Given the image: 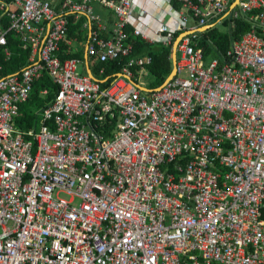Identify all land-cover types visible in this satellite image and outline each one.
I'll use <instances>...</instances> for the list:
<instances>
[{
	"label": "built area",
	"instance_id": "built-area-1",
	"mask_svg": "<svg viewBox=\"0 0 264 264\" xmlns=\"http://www.w3.org/2000/svg\"><path fill=\"white\" fill-rule=\"evenodd\" d=\"M177 1L193 31L170 82L142 90L133 68L152 57L133 54L134 0H0V55L10 32L31 49L19 70L0 62V264H264V0ZM72 14L108 33L90 32L93 61H123L107 87L59 54ZM227 16L252 28L207 60L198 29ZM133 34L173 45L176 33ZM45 72L57 90L20 128Z\"/></svg>",
	"mask_w": 264,
	"mask_h": 264
},
{
	"label": "trees",
	"instance_id": "trees-1",
	"mask_svg": "<svg viewBox=\"0 0 264 264\" xmlns=\"http://www.w3.org/2000/svg\"><path fill=\"white\" fill-rule=\"evenodd\" d=\"M176 8H181L182 5L177 0H173L172 3ZM93 8L96 13H100L107 16L109 20L114 15V11L101 6L99 3H95ZM85 18V17H83ZM114 18V17H113ZM69 37L72 38L73 42L87 41L88 34L83 27L84 19H75V15H69ZM5 20V19H4ZM212 21L211 23H213ZM222 23L229 26L230 31L224 32L218 29L216 26L210 27L205 31L199 32L200 38L198 45L203 48L204 56L208 59L211 54L226 53L231 43L237 40L241 35L252 28V24L247 20L246 17L232 18L227 16L223 18ZM5 26L7 20L4 21ZM128 30V28H127ZM128 32L130 41L134 43V55H150L152 57L151 63L147 66L151 76L150 88H157L160 86L166 77L170 74L173 69L172 62V45H164L162 43H150L142 39L139 36L133 34V30L129 29ZM182 31L175 34L174 39ZM133 34V35H132ZM8 46L12 50V56L6 60L3 55H0V62L4 66L3 74H7L16 70L21 69L28 63V59L31 53L30 48H24L21 40L13 32L8 34ZM69 47L66 43H63L60 48L59 54L63 59L68 57H78L83 60V48L74 49ZM104 68V72L100 74V69ZM123 68V61L120 60H109L103 62L91 61V69L100 79H105L102 82L103 87H107L111 84L114 79V74L120 72ZM134 72L137 73L138 69L133 68ZM108 77V78H107ZM48 88L49 94L45 97L41 95V90ZM57 90V86L52 82L51 77L48 73H43L42 77L34 82L33 90L28 101L23 103L20 108V115L16 119V124L20 128H30L35 123L37 116L33 112V105L36 107L45 106V104L54 96V92Z\"/></svg>",
	"mask_w": 264,
	"mask_h": 264
},
{
	"label": "crops",
	"instance_id": "crops-1",
	"mask_svg": "<svg viewBox=\"0 0 264 264\" xmlns=\"http://www.w3.org/2000/svg\"><path fill=\"white\" fill-rule=\"evenodd\" d=\"M173 0H134L133 7H135V16L133 17L131 23L128 25V30L131 29L133 30L135 27H140L143 32L156 37V31L157 29L162 25L166 24L169 27H171L175 33H178L181 31L179 29V20L181 16V10L180 8H176L173 4ZM100 14V13H99ZM103 17L104 23L106 25L107 29H112L114 25L115 19L113 18L114 15L112 14L111 20L107 18V16H104L100 14ZM92 26V25H91ZM189 26L193 27L194 26V20L190 19L189 20ZM85 31H87L88 36L90 35L91 31H98L101 36H107L108 33L105 32V30H98V27L96 24L93 25V27L90 28V26H85L83 25L82 27ZM133 35V34H132ZM72 39V38H71ZM159 43V42H155ZM72 48L71 50H76V49H82L83 48V60L81 67L84 68L83 70L90 74V71L93 75L98 77L96 74L92 72L91 69V61L92 58H90L87 55L86 51V41H79V42H73L72 40V45L69 46ZM94 62H97L94 60ZM90 68V71H89ZM104 71V68H101ZM100 69V70H101ZM149 71V70H148ZM149 73V72H148ZM100 74H102L100 72ZM142 73H136L135 72V78L136 80L140 83V81L137 79L139 78V75ZM99 78V77H98ZM108 78V77H107ZM100 79V78H99ZM101 80H106L101 79ZM146 87L149 88L148 85L144 84ZM38 107H36L33 112L35 114V111L37 110Z\"/></svg>",
	"mask_w": 264,
	"mask_h": 264
},
{
	"label": "water",
	"instance_id": "water-1",
	"mask_svg": "<svg viewBox=\"0 0 264 264\" xmlns=\"http://www.w3.org/2000/svg\"><path fill=\"white\" fill-rule=\"evenodd\" d=\"M237 1L238 0H234V3L237 4ZM248 20V19H247ZM249 21V20H248ZM211 25H206V26H203V27H200L198 30L199 31H205L206 29L210 28ZM193 30H186V31H183L181 32L177 37L176 39L174 40V43H173V46H172V62H173V69L172 71L170 72V74L166 77V79L163 81V83L157 87V89L161 88L162 86L166 85L168 82H170V80L174 77V75L176 74V70H177V67H176V62H177V46H178V43L179 41L181 40V38L184 36V35H187V34H190L192 33ZM89 71H90V68H89ZM90 74L93 76V74L91 73L90 71ZM140 88L142 90H149L148 87L144 86V85H141L139 84Z\"/></svg>",
	"mask_w": 264,
	"mask_h": 264
},
{
	"label": "rangeland",
	"instance_id": "rangeland-1",
	"mask_svg": "<svg viewBox=\"0 0 264 264\" xmlns=\"http://www.w3.org/2000/svg\"><path fill=\"white\" fill-rule=\"evenodd\" d=\"M215 24H216V27L218 29H220V30H222L224 32H229L230 31L229 26L223 24L221 21H217V22H215ZM216 55H217V53H214V54L209 55L210 57L207 60H210L212 57H214ZM137 79L140 81V83L146 84L148 86H151V76H150V73H146V74L142 73V74L139 75V78H137ZM32 107H33V110L36 108L35 105H33Z\"/></svg>",
	"mask_w": 264,
	"mask_h": 264
},
{
	"label": "clouds",
	"instance_id": "clouds-1",
	"mask_svg": "<svg viewBox=\"0 0 264 264\" xmlns=\"http://www.w3.org/2000/svg\"><path fill=\"white\" fill-rule=\"evenodd\" d=\"M216 26V25H215ZM211 27H213V25L211 26ZM207 30V29H206ZM183 32V31H182ZM175 40V39H174ZM174 43V42H173ZM173 46V45H172Z\"/></svg>",
	"mask_w": 264,
	"mask_h": 264
}]
</instances>
